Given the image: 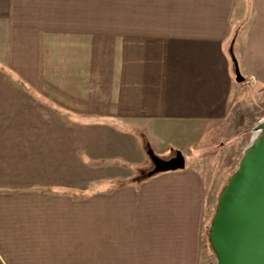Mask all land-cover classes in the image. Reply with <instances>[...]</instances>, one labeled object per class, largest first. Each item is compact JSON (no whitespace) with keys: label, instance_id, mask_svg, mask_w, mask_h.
<instances>
[{"label":"crops","instance_id":"obj_1","mask_svg":"<svg viewBox=\"0 0 264 264\" xmlns=\"http://www.w3.org/2000/svg\"><path fill=\"white\" fill-rule=\"evenodd\" d=\"M232 55L264 87V0H0V264H203L198 158L131 180L226 119Z\"/></svg>","mask_w":264,"mask_h":264},{"label":"water","instance_id":"obj_2","mask_svg":"<svg viewBox=\"0 0 264 264\" xmlns=\"http://www.w3.org/2000/svg\"><path fill=\"white\" fill-rule=\"evenodd\" d=\"M232 61L236 82H244L233 55ZM257 127L261 134L245 149L226 181L208 226L209 247L217 264H264V123ZM145 153L152 167L136 181L185 167L180 151L166 159L147 145Z\"/></svg>","mask_w":264,"mask_h":264},{"label":"rangeland","instance_id":"obj_3","mask_svg":"<svg viewBox=\"0 0 264 264\" xmlns=\"http://www.w3.org/2000/svg\"><path fill=\"white\" fill-rule=\"evenodd\" d=\"M236 87L237 93L230 104L226 119L213 125L211 129L201 127L175 129L172 132L173 146L168 147L165 144L163 147L170 157L174 156L178 148L188 158L196 156L197 166L204 173L208 207L204 228L203 264H217L207 242L208 226L217 198L237 168L245 149L253 141L255 128L264 119V87L253 88L246 82L238 83ZM156 155L164 158L162 155ZM149 163L151 165L150 160ZM143 172L137 173L138 175L131 181H135Z\"/></svg>","mask_w":264,"mask_h":264},{"label":"bare ground","instance_id":"obj_4","mask_svg":"<svg viewBox=\"0 0 264 264\" xmlns=\"http://www.w3.org/2000/svg\"><path fill=\"white\" fill-rule=\"evenodd\" d=\"M261 123H264V119L262 120ZM260 134H261V129L259 127H256L254 130V137H253V141H252L253 143L259 138Z\"/></svg>","mask_w":264,"mask_h":264},{"label":"trees","instance_id":"obj_5","mask_svg":"<svg viewBox=\"0 0 264 264\" xmlns=\"http://www.w3.org/2000/svg\"><path fill=\"white\" fill-rule=\"evenodd\" d=\"M207 242H208V244H209L208 237H207Z\"/></svg>","mask_w":264,"mask_h":264}]
</instances>
